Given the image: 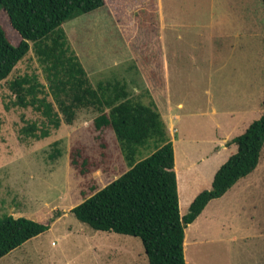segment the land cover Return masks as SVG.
I'll return each instance as SVG.
<instances>
[{"label": "rangeland", "instance_id": "obj_1", "mask_svg": "<svg viewBox=\"0 0 264 264\" xmlns=\"http://www.w3.org/2000/svg\"><path fill=\"white\" fill-rule=\"evenodd\" d=\"M104 1L61 26L92 85L118 80L130 97L154 102L171 131L183 216L236 151L230 140L263 112L261 0ZM0 26L17 45L1 8ZM32 72L46 84L31 47L7 80ZM12 100L0 82V215L49 228L0 264H148L139 238L94 230L71 213L128 169L113 132L93 128L97 112L82 109L72 125L36 140L20 130L42 119ZM75 148L81 164L88 160L86 175L71 164ZM211 202L184 229L185 264H264V146L256 168Z\"/></svg>", "mask_w": 264, "mask_h": 264}, {"label": "trees", "instance_id": "obj_2", "mask_svg": "<svg viewBox=\"0 0 264 264\" xmlns=\"http://www.w3.org/2000/svg\"><path fill=\"white\" fill-rule=\"evenodd\" d=\"M104 4V0H0L20 37L17 45L11 44L0 26V82L6 80L12 107L30 108L42 119L40 124L26 123L20 130L24 137L47 138L61 124L72 125L80 110L97 112L93 128L113 132L128 169L71 213L94 230L139 238L148 264H185V227L209 201L222 197L258 164L264 146V100L260 117L230 140L236 151L214 173L210 188L199 192L180 216L173 144L154 102L130 97L126 84L118 80L92 85L61 26ZM261 4L264 24V0ZM31 47L46 84L35 72L7 80ZM150 145L154 150L141 158V150ZM81 151H72L71 164L86 175L88 160L84 157L81 164ZM48 228L24 217L0 215V258Z\"/></svg>", "mask_w": 264, "mask_h": 264}, {"label": "crops", "instance_id": "obj_3", "mask_svg": "<svg viewBox=\"0 0 264 264\" xmlns=\"http://www.w3.org/2000/svg\"><path fill=\"white\" fill-rule=\"evenodd\" d=\"M168 131H169L170 136H171V131H170L169 128H168ZM171 140H172V139H171ZM223 141H225V140H223ZM222 147H223V146H222ZM173 153H174V152H173ZM197 162H198L197 160H195V162L193 161V164H192V167H193V168H195V165H196ZM218 168H219V167H218ZM218 168H217V169H218ZM217 169H216V171H217ZM194 171H195V170H194ZM216 171H214V173H215ZM213 175H214V174H213V171H212V173H211V181H212ZM210 184H211V183H210ZM212 200H213V199H212ZM212 200H211V201H212ZM211 201H209V203H210ZM209 203H208V204H209ZM211 203H213V202H211ZM208 204L205 206V208H204L203 211L201 212L202 215H203V213L206 211ZM199 216H200V215H199ZM199 216H198V217H199ZM198 217H197V218H198ZM197 218H196V219H197ZM196 219H195V220H196Z\"/></svg>", "mask_w": 264, "mask_h": 264}, {"label": "bare ground", "instance_id": "obj_4", "mask_svg": "<svg viewBox=\"0 0 264 264\" xmlns=\"http://www.w3.org/2000/svg\"><path fill=\"white\" fill-rule=\"evenodd\" d=\"M184 244V243H183Z\"/></svg>", "mask_w": 264, "mask_h": 264}]
</instances>
